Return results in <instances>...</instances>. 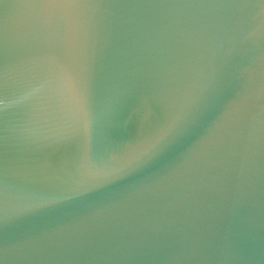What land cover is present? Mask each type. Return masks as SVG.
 I'll return each mask as SVG.
<instances>
[{
  "label": "water",
  "instance_id": "1",
  "mask_svg": "<svg viewBox=\"0 0 264 264\" xmlns=\"http://www.w3.org/2000/svg\"><path fill=\"white\" fill-rule=\"evenodd\" d=\"M126 264H264V0H139Z\"/></svg>",
  "mask_w": 264,
  "mask_h": 264
},
{
  "label": "snow or ice",
  "instance_id": "2",
  "mask_svg": "<svg viewBox=\"0 0 264 264\" xmlns=\"http://www.w3.org/2000/svg\"><path fill=\"white\" fill-rule=\"evenodd\" d=\"M7 101H8V97L6 95L0 97V105H6ZM5 110H6V108H5ZM72 191L78 192L79 188L78 187L77 188H73ZM47 203H53V202H47ZM43 206H44V204H33V205L27 206V208H28V210H34V209L41 208Z\"/></svg>",
  "mask_w": 264,
  "mask_h": 264
}]
</instances>
